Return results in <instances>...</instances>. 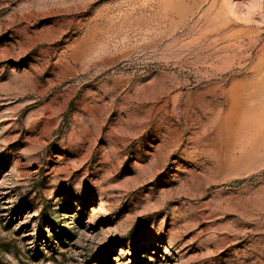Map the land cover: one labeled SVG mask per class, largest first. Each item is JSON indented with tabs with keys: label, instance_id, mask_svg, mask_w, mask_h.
<instances>
[{
	"label": "rangeland",
	"instance_id": "rangeland-1",
	"mask_svg": "<svg viewBox=\"0 0 264 264\" xmlns=\"http://www.w3.org/2000/svg\"><path fill=\"white\" fill-rule=\"evenodd\" d=\"M0 264H264V0H0Z\"/></svg>",
	"mask_w": 264,
	"mask_h": 264
}]
</instances>
